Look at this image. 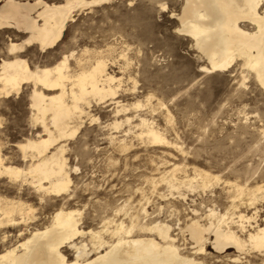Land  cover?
<instances>
[{
    "label": "rangeland",
    "instance_id": "rangeland-1",
    "mask_svg": "<svg viewBox=\"0 0 264 264\" xmlns=\"http://www.w3.org/2000/svg\"><path fill=\"white\" fill-rule=\"evenodd\" d=\"M183 1L110 0L79 8L55 49L45 52L37 44L26 47L25 58L33 67L53 65L64 54H79L85 47L103 51L108 71L121 79L115 98L108 97L98 105L90 98L91 107L84 105L87 114L78 133L62 141L65 157L69 158L67 169L72 174L69 192L63 197L48 196L41 202L33 189L25 187L23 198L34 206L35 215L27 229L49 226L52 214L59 208L82 211L85 230L101 229L108 218L130 225V217L138 213L140 224L171 225L173 236L179 239V245L183 244L184 253L189 254L194 242L185 229L186 223L202 220L206 224L210 209L221 214L229 210V214L237 215L257 211V219L251 226L246 223L247 229L253 231L257 224L264 225V198L256 209L247 204V197L236 199L238 206L233 208L235 193L224 182L208 188L197 185L194 189L181 185L178 190L161 179L175 164L183 167L176 172L178 180H183L185 174L192 175L196 166L220 175L223 180L250 186L264 183V92L253 80L243 83L240 67L226 72H203L208 63L191 38L177 31L180 22L176 15L181 12ZM7 36L9 33L0 36V51H6L10 44ZM24 37L21 34L12 39L20 44ZM1 59L0 55V63ZM70 63L76 67L75 59ZM32 90V84L26 85L21 95L0 101V136L9 143L8 155L23 166L29 162L22 160L14 145L42 132L30 106ZM149 96L153 97L151 103ZM116 101L128 110L118 115ZM137 103L143 106L138 108ZM140 116L153 121L172 144L155 145L139 136L141 129L135 126ZM127 117H133L132 123L125 122L119 129L111 125L116 119ZM122 139L129 141V149L120 147ZM9 183L0 179V189L16 196L17 189ZM126 203V210L117 212ZM143 211L148 212L147 216ZM233 228L240 231L235 225ZM8 230L15 237L16 231ZM239 234L247 235L241 231ZM88 238L80 237L78 241L88 242ZM207 244V252L196 256L204 264H264L263 254H242L240 262H232L238 255L234 249L220 254L211 243ZM66 254L74 258L73 250L66 249Z\"/></svg>",
    "mask_w": 264,
    "mask_h": 264
},
{
    "label": "bare ground",
    "instance_id": "bare-ground-1",
    "mask_svg": "<svg viewBox=\"0 0 264 264\" xmlns=\"http://www.w3.org/2000/svg\"><path fill=\"white\" fill-rule=\"evenodd\" d=\"M109 1L0 0V36L9 33L7 37L10 41L7 50L0 51V101L18 96L23 93L24 86L32 84L30 106L35 110V120L42 128L36 137L14 145L21 152L22 160L29 162L25 166L8 155L9 143L0 136V179H7L18 192L11 197L0 189V245L3 248L0 249V264H204L196 256L207 252V243H211L220 254L234 249L238 255L231 259L232 262H240L242 254L251 252L264 255V225L257 224L253 231L247 229L257 219L256 210L252 215H237L229 214V210L221 214L210 209L207 215L209 223L203 224L202 220L186 223L185 229L194 242L193 251L189 254L184 253L183 244L179 245V239L173 236L171 225L165 222L140 224L138 213H132V217L128 215L130 225L123 220L118 222L115 218H108L101 229L85 230L82 227V211L59 208L52 214L49 226L33 231L27 229L26 225L35 215H32L34 206L32 208L23 198L25 187L33 189L41 202H45L48 196L60 197L69 192L72 174L67 169L69 158L65 157L62 141L78 133L87 114L84 105L91 107L90 98L96 100L97 105L108 97L115 98L121 79L108 71L103 51L85 47L79 54L76 51L64 54L53 65L33 67L25 58L26 47L37 44L43 51L55 49L69 23L74 20L76 10ZM183 2L181 12L176 15L180 22L177 31L191 38L194 47L208 63L202 68L203 72H226L240 67L243 83L253 80L264 92V0ZM21 34L25 35L23 42H14L12 38ZM71 59L76 61L75 68L70 63ZM152 98L148 97L149 103ZM116 104L118 115L128 110L120 101ZM135 106L139 108L143 104ZM171 116L168 112L169 122L172 121ZM132 118L116 119L111 125L119 129L125 122L132 123ZM139 120L135 127L141 129L139 136L145 141L161 146L172 144L153 121L141 116ZM2 127L3 118H0ZM126 140L120 141L124 150L129 149V141L127 143ZM173 166L161 178L171 188L178 189L181 185L188 189L197 185L208 188L224 182L235 193L233 208L238 206L235 205L236 199L247 197V204L256 209L257 203L264 198V183L250 186L223 180L220 175L196 166L192 175L185 174L183 180H178L176 172L183 167ZM127 205L117 212H124ZM235 218L238 220L235 221ZM234 225L247 235L243 237L239 234ZM10 228L16 231L15 237L8 230ZM84 236L89 237L88 242L78 241ZM66 249L74 251V258L68 257Z\"/></svg>",
    "mask_w": 264,
    "mask_h": 264
}]
</instances>
